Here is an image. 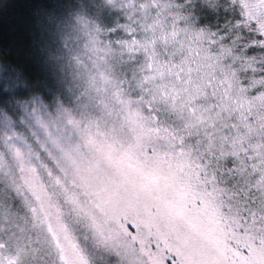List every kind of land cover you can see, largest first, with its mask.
<instances>
[{
  "label": "snow or ice",
  "instance_id": "6c2138e0",
  "mask_svg": "<svg viewBox=\"0 0 264 264\" xmlns=\"http://www.w3.org/2000/svg\"><path fill=\"white\" fill-rule=\"evenodd\" d=\"M0 264H264V0H0Z\"/></svg>",
  "mask_w": 264,
  "mask_h": 264
}]
</instances>
